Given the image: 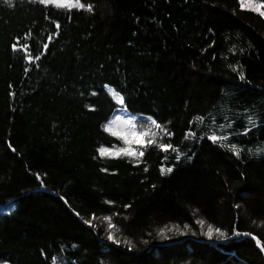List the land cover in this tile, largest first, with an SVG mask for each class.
Returning a JSON list of instances; mask_svg holds the SVG:
<instances>
[{
	"label": "trees",
	"instance_id": "trees-1",
	"mask_svg": "<svg viewBox=\"0 0 264 264\" xmlns=\"http://www.w3.org/2000/svg\"><path fill=\"white\" fill-rule=\"evenodd\" d=\"M82 2L0 0V264H264V18L238 0ZM117 112L150 134L142 157L101 155L126 147L104 130Z\"/></svg>",
	"mask_w": 264,
	"mask_h": 264
},
{
	"label": "snow or ice",
	"instance_id": "snow-or-ice-1",
	"mask_svg": "<svg viewBox=\"0 0 264 264\" xmlns=\"http://www.w3.org/2000/svg\"><path fill=\"white\" fill-rule=\"evenodd\" d=\"M5 3H8L9 5L11 4V0H4ZM38 3H40L41 5H45V6H55V8L57 9H72L73 7H76L80 10H84L86 5L84 2H82V0H37ZM238 3L240 5L241 10H248L251 11L253 13L258 14L261 18H264V0H259V2H257V0H238ZM87 11L92 12L93 11V6L91 3L87 4ZM61 26L60 24H56V28L59 29ZM51 39V36L49 37V40ZM13 51H16V45L14 44L13 46ZM27 46H25L26 48ZM44 48L47 49L48 45L45 44ZM29 60H32V57L29 56L28 57ZM36 60L40 59V56L37 55L35 56ZM236 69H233V71H235ZM240 79L243 81L245 80V76L243 73H240ZM119 103L121 105H124L126 103V98L123 95L119 96ZM147 120L151 122L152 125H155L157 130L161 129L162 126V121H158L157 119H153L152 116H148ZM248 124H250L252 127H245L244 132L242 133V135L247 136L249 131H252V129H257L256 123L254 120H252L251 118H249L248 120ZM260 127H264V120H262ZM106 132H111V134L114 137H118L119 140H121L123 142V144L126 146L124 148L119 149L117 152H111L108 149L105 148H101L99 149L101 155H112V156H119V155H124V156H128V157H132V156H136V157H142L144 155L143 151H134L133 149V144H137V145H141L145 143V137L149 136L150 134L148 132H138L136 131V125L131 121H123L121 120L119 117H117L116 121H115V129L113 130V128L111 126L109 127H105L104 129ZM169 136L172 135V133H167ZM191 135H193L195 137V133H191ZM221 137H218L215 134H212L210 136L207 137V139L211 140L212 142H216L217 140H219ZM147 143L149 144H155V141H147ZM9 147L11 148V145H9ZM160 148L164 151H168L169 149L173 150L174 152H176V157L175 159L177 161L180 160V154L178 152V150L176 148L173 147L172 143H160ZM13 151H15V149H12ZM229 151L232 153V155L236 156L237 159L240 158L241 156V149H239V146L235 143L230 144L229 146ZM249 151H251V149H249ZM257 154H260V150H257ZM189 159H191V157H188ZM103 171H107V169H102ZM148 169L145 168L144 171H147ZM173 171V168L169 167L167 169L168 173H171ZM161 174H164V170H161ZM37 179H39V176H37ZM63 199V198H62ZM77 215H79V213H77ZM84 223L89 224L90 221L85 220ZM197 223H199L201 226H203L204 221H198ZM185 228H188V225L184 226ZM217 234V238H225L227 236V233L223 232L221 229L216 228L214 229L212 225H208L207 228V232L204 233L209 239L213 238V235ZM195 234V233H193ZM237 236H240L241 234L239 232H236ZM244 236H248L250 235L249 233H244ZM109 240H113L112 235L108 236ZM253 239H256V237H253ZM257 245L261 248L262 251H264V245L261 244L260 240H256ZM53 264H55V258H53Z\"/></svg>",
	"mask_w": 264,
	"mask_h": 264
},
{
	"label": "rangeland",
	"instance_id": "rangeland-1",
	"mask_svg": "<svg viewBox=\"0 0 264 264\" xmlns=\"http://www.w3.org/2000/svg\"><path fill=\"white\" fill-rule=\"evenodd\" d=\"M257 2H259V0H257ZM124 121H127V119H125Z\"/></svg>",
	"mask_w": 264,
	"mask_h": 264
},
{
	"label": "bare ground",
	"instance_id": "bare-ground-1",
	"mask_svg": "<svg viewBox=\"0 0 264 264\" xmlns=\"http://www.w3.org/2000/svg\"><path fill=\"white\" fill-rule=\"evenodd\" d=\"M50 194V193H49ZM206 242V241H205Z\"/></svg>",
	"mask_w": 264,
	"mask_h": 264
}]
</instances>
